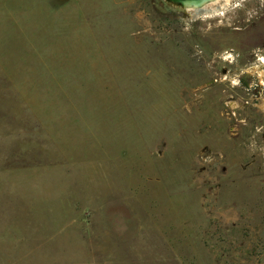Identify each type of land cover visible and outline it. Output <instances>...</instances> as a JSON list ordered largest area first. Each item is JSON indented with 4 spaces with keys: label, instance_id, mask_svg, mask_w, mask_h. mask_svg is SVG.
Instances as JSON below:
<instances>
[{
    "label": "rangeland",
    "instance_id": "374dc122",
    "mask_svg": "<svg viewBox=\"0 0 264 264\" xmlns=\"http://www.w3.org/2000/svg\"><path fill=\"white\" fill-rule=\"evenodd\" d=\"M0 264H264V0H0Z\"/></svg>",
    "mask_w": 264,
    "mask_h": 264
},
{
    "label": "bare ground",
    "instance_id": "6f19581e",
    "mask_svg": "<svg viewBox=\"0 0 264 264\" xmlns=\"http://www.w3.org/2000/svg\"><path fill=\"white\" fill-rule=\"evenodd\" d=\"M231 7V0H213L209 2L208 4L202 6L201 8H190L187 11L192 16H201L206 15L207 17H212L221 15L224 11H227Z\"/></svg>",
    "mask_w": 264,
    "mask_h": 264
},
{
    "label": "water",
    "instance_id": "95a60500",
    "mask_svg": "<svg viewBox=\"0 0 264 264\" xmlns=\"http://www.w3.org/2000/svg\"><path fill=\"white\" fill-rule=\"evenodd\" d=\"M162 1L181 7L187 11L190 8H196V9L201 8L202 6L208 4L213 0H162Z\"/></svg>",
    "mask_w": 264,
    "mask_h": 264
},
{
    "label": "trees",
    "instance_id": "16d2710c",
    "mask_svg": "<svg viewBox=\"0 0 264 264\" xmlns=\"http://www.w3.org/2000/svg\"><path fill=\"white\" fill-rule=\"evenodd\" d=\"M166 4H168V3H166Z\"/></svg>",
    "mask_w": 264,
    "mask_h": 264
}]
</instances>
